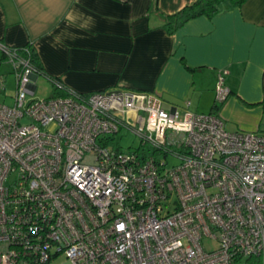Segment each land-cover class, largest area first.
<instances>
[{"label":"built area","instance_id":"2783aa9c","mask_svg":"<svg viewBox=\"0 0 264 264\" xmlns=\"http://www.w3.org/2000/svg\"><path fill=\"white\" fill-rule=\"evenodd\" d=\"M32 46L0 42L15 79L0 102V264H264V133L150 92L58 80L62 94L35 99ZM123 131L137 146L111 145Z\"/></svg>","mask_w":264,"mask_h":264},{"label":"crops","instance_id":"0c3cea01","mask_svg":"<svg viewBox=\"0 0 264 264\" xmlns=\"http://www.w3.org/2000/svg\"><path fill=\"white\" fill-rule=\"evenodd\" d=\"M193 1L0 0V42L32 44L44 72L74 92H150L169 110L189 102L210 113L226 70L229 95L217 110L225 130L264 133V0L167 34L166 17Z\"/></svg>","mask_w":264,"mask_h":264},{"label":"trees","instance_id":"16d2710c","mask_svg":"<svg viewBox=\"0 0 264 264\" xmlns=\"http://www.w3.org/2000/svg\"><path fill=\"white\" fill-rule=\"evenodd\" d=\"M245 1L246 0H194L192 3L184 6L182 9H180L176 13H173L172 15H168L162 27L167 34H173L175 31H177L182 26H184L185 23H187L188 21L192 19L202 17V16L211 18L215 15L220 14L226 7H239ZM24 47H28V44L25 45ZM24 47L17 48V49L19 52H23L24 50L22 49ZM29 57H30L31 62L36 67L38 73H40L44 77V79L50 83L52 87L51 95L62 94V91H60L57 87V85L60 84L58 83L59 79L56 77L48 76L44 72V69L41 63L39 62L38 56L34 48H32V50L30 51ZM3 60H4V56L2 55V59L0 60V63ZM80 94H83V93H80ZM262 104L264 105V99L262 101ZM218 108H219V105L218 106L215 105L212 108L210 113L217 114ZM245 264H260V260L257 258H250L246 260Z\"/></svg>","mask_w":264,"mask_h":264},{"label":"rangeland","instance_id":"374dc122","mask_svg":"<svg viewBox=\"0 0 264 264\" xmlns=\"http://www.w3.org/2000/svg\"><path fill=\"white\" fill-rule=\"evenodd\" d=\"M0 74L5 76V87L6 92L4 95H0V102H4L6 104H11L10 97L15 93V79L12 73V67L6 61H2L0 63ZM52 94V87L49 82L44 80L43 78L39 77L36 81V90H35V99H44L50 97ZM165 110L169 111V107L164 105ZM229 130V129H228ZM227 130V131H228ZM230 131V130H229ZM232 132V131H231ZM138 144V139L135 136L127 131L121 132V134H117L111 145H119L123 151H126L130 148H134ZM110 145V146H111ZM177 161L175 159L169 158L168 159V166L172 164H176ZM208 248H213L215 244L212 242H207Z\"/></svg>","mask_w":264,"mask_h":264}]
</instances>
